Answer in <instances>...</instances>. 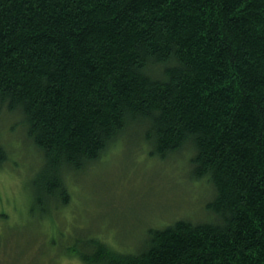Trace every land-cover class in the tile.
I'll return each instance as SVG.
<instances>
[{"label": "trees", "instance_id": "obj_1", "mask_svg": "<svg viewBox=\"0 0 264 264\" xmlns=\"http://www.w3.org/2000/svg\"><path fill=\"white\" fill-rule=\"evenodd\" d=\"M13 114L43 158L39 205L67 206L66 177L128 133L154 157L190 153L213 189L206 221L152 228L134 253L69 246L84 263L264 264V0H0Z\"/></svg>", "mask_w": 264, "mask_h": 264}, {"label": "rangeland", "instance_id": "obj_2", "mask_svg": "<svg viewBox=\"0 0 264 264\" xmlns=\"http://www.w3.org/2000/svg\"><path fill=\"white\" fill-rule=\"evenodd\" d=\"M2 117L0 143L9 161L0 170V264H86L68 247L95 238L134 253L152 228L210 217L206 203L213 189L191 176L190 153L154 157L149 144L133 141L134 133L94 165L66 177L67 206L49 199L39 205L33 181L43 158L15 127L20 116Z\"/></svg>", "mask_w": 264, "mask_h": 264}]
</instances>
